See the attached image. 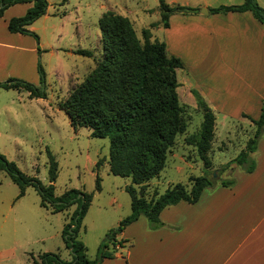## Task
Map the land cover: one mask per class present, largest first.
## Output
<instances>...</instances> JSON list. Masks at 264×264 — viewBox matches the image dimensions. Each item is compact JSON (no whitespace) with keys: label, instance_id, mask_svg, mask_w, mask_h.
I'll return each mask as SVG.
<instances>
[{"label":"rangeland","instance_id":"obj_1","mask_svg":"<svg viewBox=\"0 0 264 264\" xmlns=\"http://www.w3.org/2000/svg\"><path fill=\"white\" fill-rule=\"evenodd\" d=\"M47 1L46 13L26 27L38 39L25 33L26 41L20 42L27 45L30 40L35 50H18L21 63L18 75L12 76L33 84L44 92V96L30 97L27 90L0 87V154L15 162L23 173L36 176L47 184L49 152L58 164L55 194L70 188L93 194L77 236L86 246L87 256L93 259L105 233L130 213V196L126 186L133 185L150 198L155 191L161 194L176 183L190 189V176L204 173L205 167L196 148L184 141L185 137L199 130L202 115L196 108H186V129L177 134L165 166L148 185L139 187L128 176L110 173L109 140L91 136L85 126L71 125L60 103L65 101L71 89L83 80L94 67V60L102 54L98 38L101 34V14L110 10L128 16L139 39L143 40L142 29L147 28L151 41H163L159 0ZM80 50L90 55L81 54ZM168 54L172 55L171 52ZM178 76L181 77L180 71ZM177 92L180 103L191 104L183 87ZM222 128L224 126L217 120L215 134L218 137L214 139V146L222 149L227 145V151L213 157L209 171L214 180L225 177L223 170L219 169L220 163L228 162L238 153L236 146L230 147L227 142L222 146L217 141L226 135ZM99 159L101 163L97 166ZM96 175L100 177V190L96 189ZM18 193V185L6 171L1 170L0 264H28L32 256L37 257L43 252L58 251L62 258L71 257L62 238V229L71 218L76 204L64 212H51L40 205V194L33 186H27L22 197L17 198ZM119 235L117 240L122 239Z\"/></svg>","mask_w":264,"mask_h":264},{"label":"trees","instance_id":"obj_2","mask_svg":"<svg viewBox=\"0 0 264 264\" xmlns=\"http://www.w3.org/2000/svg\"><path fill=\"white\" fill-rule=\"evenodd\" d=\"M29 4L21 16L11 17L7 29L12 33H30L26 27L36 18L44 15L48 7L47 0H0V16L6 8L14 4ZM197 8L179 4H168L159 0L160 20L163 27H168L169 16L174 13H195ZM212 13L229 11H249L255 19L264 24V8L257 0H243L241 4L220 5L210 8ZM100 44L102 54L96 58L94 67L70 91L65 101L60 103L74 127L89 128L93 137L109 140V171L114 175L128 176L139 187L159 175L165 166L167 156L175 143L177 134L183 133L187 122L184 112L187 105L180 103L177 87L176 69L183 67L181 59L167 52L164 41L150 40V32L142 29L139 39L129 17L107 10L101 14ZM152 24L151 26H153ZM90 55L86 51H78ZM42 73V69L40 68ZM5 89L27 90L30 97L44 96L33 84L15 77L0 81ZM197 110L201 112L200 128L185 137L186 144L196 148L203 162L205 171L202 175L190 176V189L176 183L163 193L157 191L146 198L142 191L133 185L125 190L130 196V213L122 218L118 225L109 229L100 243L95 258L87 256V248L77 238L78 230L92 200V193L70 188L56 195L54 181L58 173V164L48 152V183L43 184L36 176L23 173L15 164L0 154V170L8 173L11 180L18 185V196L24 194L27 186H33L41 198V205L51 212H59L76 204L71 218L62 229V238L70 250L72 259L63 260L55 252H43L32 256L28 264H101L106 258H113L117 246L124 240L116 236L140 215L147 218L150 228L162 225L159 219L161 210L180 201L195 203L202 191L213 186L217 180L209 171L211 158L209 152L214 139L215 114L203 97L195 89L191 90ZM255 129L246 141L244 148L231 160L222 164L224 170L231 164L238 165L245 172L255 169V161L250 156L257 147L264 129V101L260 115L251 119ZM101 160H97L96 165ZM221 185L231 186L233 179H220ZM96 189L100 190V177L95 178Z\"/></svg>","mask_w":264,"mask_h":264},{"label":"crops","instance_id":"obj_3","mask_svg":"<svg viewBox=\"0 0 264 264\" xmlns=\"http://www.w3.org/2000/svg\"><path fill=\"white\" fill-rule=\"evenodd\" d=\"M257 1L264 8V0ZM242 2L167 0L168 4L198 10L171 14L168 27H163L167 52L183 63L176 75L177 91L183 87L191 103L185 105L197 109L191 93L197 90L215 114V127L217 120L224 126L226 135L217 141L222 146L224 142L236 146L238 153L253 135L251 119L259 117L264 101V24L249 11L212 13L209 9ZM28 6L11 5L0 16V81L18 75L19 49L35 50L30 40L27 45L20 44L26 41L23 34L7 29V21L23 15ZM200 8L207 13H201ZM214 139L209 152L212 164L214 156L227 151V145L222 149L214 146ZM250 156L255 161L252 172L231 164L220 179H233V185L223 186L219 179L202 191L197 202L180 201L164 207L159 214L160 227L150 228L147 218L140 215L120 233L124 242L114 257L101 264H264V129ZM55 253L63 260L72 259Z\"/></svg>","mask_w":264,"mask_h":264},{"label":"water","instance_id":"obj_4","mask_svg":"<svg viewBox=\"0 0 264 264\" xmlns=\"http://www.w3.org/2000/svg\"><path fill=\"white\" fill-rule=\"evenodd\" d=\"M199 11H200L201 13H207V10H205L204 8H200Z\"/></svg>","mask_w":264,"mask_h":264},{"label":"built area","instance_id":"obj_5","mask_svg":"<svg viewBox=\"0 0 264 264\" xmlns=\"http://www.w3.org/2000/svg\"><path fill=\"white\" fill-rule=\"evenodd\" d=\"M117 248H119V246H117Z\"/></svg>","mask_w":264,"mask_h":264}]
</instances>
